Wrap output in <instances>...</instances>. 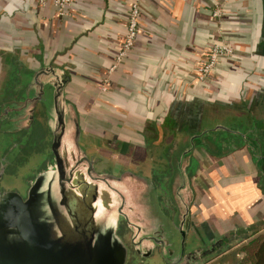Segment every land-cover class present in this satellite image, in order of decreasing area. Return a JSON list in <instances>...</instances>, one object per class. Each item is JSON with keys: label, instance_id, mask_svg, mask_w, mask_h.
<instances>
[{"label": "crops", "instance_id": "crops-1", "mask_svg": "<svg viewBox=\"0 0 264 264\" xmlns=\"http://www.w3.org/2000/svg\"><path fill=\"white\" fill-rule=\"evenodd\" d=\"M132 1L72 0L70 14L61 17L52 0L45 6L0 0V91L20 69L65 70V95L77 109L83 147L90 155V144L99 145L127 162L150 158L149 140L151 159L163 163L172 141L218 125L232 128L235 137L218 138L219 153L207 148L192 160L193 221L206 233H262L264 0H230L221 20L212 16L216 0H143L136 47L110 72ZM221 38L236 47V57L223 59L206 83L195 82L193 68ZM3 92L0 104L7 100ZM246 136L255 144H246Z\"/></svg>", "mask_w": 264, "mask_h": 264}, {"label": "water", "instance_id": "water-1", "mask_svg": "<svg viewBox=\"0 0 264 264\" xmlns=\"http://www.w3.org/2000/svg\"><path fill=\"white\" fill-rule=\"evenodd\" d=\"M30 81L41 96L50 88L49 96L39 99L52 134L53 162L30 182L26 196L0 192V264H129L131 249L119 233L121 222L138 238L158 225L176 226L185 237L193 196L189 186L184 185L179 204L181 223L177 217L168 223L151 179L97 169L83 147L77 109L65 95L69 74L43 65L30 73Z\"/></svg>", "mask_w": 264, "mask_h": 264}, {"label": "flooded vegetation", "instance_id": "flooded-vegetation-1", "mask_svg": "<svg viewBox=\"0 0 264 264\" xmlns=\"http://www.w3.org/2000/svg\"><path fill=\"white\" fill-rule=\"evenodd\" d=\"M18 74V78L15 80L10 79L9 82L5 80L3 88L0 91V97L5 93L3 91L7 93L5 95L7 100L0 104V138H7V142H2L3 145L2 147L0 146V151L2 152L0 156L1 193L10 191L2 187V182L4 177H6L5 174L9 167L16 164L14 162L17 159L18 165L22 163L23 155L28 154L26 147L33 133L31 129L35 125L37 114L40 111L44 112V103L41 99L47 98L50 94V88H46L45 93L42 96L39 95L37 86L31 84L30 71L20 69ZM4 88L6 89L4 90ZM37 99L39 101L36 103L35 108H31V102ZM213 133L217 136L213 137ZM227 133H233V137H235L237 132L230 127L218 125L199 132H191L186 141L178 138L177 141H172L168 145L171 152L168 160L163 163L157 162L156 159H151V157L155 156V148H153L151 140L148 143L150 147L147 153L150 158L137 157L131 162L113 156V153L111 154L110 151L102 149L99 145L90 144L88 150L91 157L95 159L97 169L100 172L120 174L123 171H132L151 179L155 191L158 193L160 207H163V209L164 207H168L170 210V219L167 218L168 223L177 217L176 221L180 224L178 214L179 204L185 199L183 194L184 185H190V168L193 158L196 154L202 153L201 151L207 150V148H212L213 152L219 153L217 149L220 145L217 144V140H219L220 136H230ZM215 138L217 139L214 140ZM243 138L246 144L250 146L255 144L254 140L248 136ZM227 141L229 146L233 145V140L229 139ZM160 149L162 150V148ZM46 162L47 167L51 160ZM1 170H4V172L1 173ZM26 189L25 191H16L24 195L27 192ZM194 202L195 195L193 194L190 201L185 237L181 235L180 229L176 226L158 225L157 229L151 234L138 238L128 228L126 222H121L119 233L127 241L131 249V256L133 254L136 258L141 257L148 261L157 259V264H200L208 257L218 253V250L224 247L234 234L230 232L220 234L211 231L206 233L202 226L198 229L196 222L193 221L192 207ZM185 223L186 221L184 222V226ZM189 238L197 240L196 243H193L195 244L194 247L190 249L187 248ZM157 241L158 243H156ZM195 252L200 254L196 255L194 254Z\"/></svg>", "mask_w": 264, "mask_h": 264}, {"label": "rangeland", "instance_id": "rangeland-1", "mask_svg": "<svg viewBox=\"0 0 264 264\" xmlns=\"http://www.w3.org/2000/svg\"><path fill=\"white\" fill-rule=\"evenodd\" d=\"M236 67H244L246 68V64L242 63L240 61H236ZM92 106V105H91ZM89 111H91L89 109ZM44 112L46 116V108L44 106ZM44 112L40 111L37 114V118L35 120V125L31 129L33 131L31 138L29 139V143L27 146V152L28 154H24L22 163L18 164V159L15 161L14 165L9 167L7 170L4 180L2 182V187L7 188L8 190L16 191H25L27 187V191L30 187V182L35 178V176L42 171L41 169L46 168V161L51 160V164L53 162V154L50 150L51 147V142H52V134L50 132V129L48 127L46 118L44 116ZM7 142V138H0V146L2 147L3 143ZM1 149V148H0ZM2 152L0 151V156ZM49 158V159H48ZM2 189V188H1ZM18 192V191H17ZM27 193V192H26ZM156 194V199L158 202V206L160 210L162 211V214L164 217H167L170 219L169 213L170 210L167 207H160V202L158 199V193L155 192ZM26 196V194H24ZM23 195V196H24ZM167 206V205H166ZM264 232V229L262 233ZM197 240L190 239L188 240V249L193 248ZM205 243V242H204ZM239 245L234 246L233 248L227 250L226 252L223 253H218V255L208 257L206 261H203V263L200 264H237L235 262V258H239L241 255L236 256L237 250H238ZM236 256V257H235ZM158 260L157 259H152L151 261H148L146 259H143L141 257L136 258L131 256L129 264H157Z\"/></svg>", "mask_w": 264, "mask_h": 264}, {"label": "built area", "instance_id": "built-area-1", "mask_svg": "<svg viewBox=\"0 0 264 264\" xmlns=\"http://www.w3.org/2000/svg\"><path fill=\"white\" fill-rule=\"evenodd\" d=\"M54 6L57 8V13L59 16H68L69 7L72 0H52ZM143 0H133L130 6V13L128 17V23L126 27V35L124 41L119 47L112 66L110 67V72H113L119 67L128 57H130L135 49L136 38L139 33L141 20L144 17V12L142 9ZM47 0H40L42 6L46 5ZM230 4V0H216L212 8V16L218 20H221L226 15L227 7ZM237 54V49L235 46L229 44L224 38L216 39L207 46L205 50V57L200 62L198 66L193 68L195 70V76L193 80L197 83H206L210 76L216 71L219 63L223 59L235 58ZM109 80L106 79L102 84L101 89L103 91L107 90V84Z\"/></svg>", "mask_w": 264, "mask_h": 264}, {"label": "trees", "instance_id": "trees-1", "mask_svg": "<svg viewBox=\"0 0 264 264\" xmlns=\"http://www.w3.org/2000/svg\"><path fill=\"white\" fill-rule=\"evenodd\" d=\"M261 175L264 177V172ZM236 245H239L236 256L241 255L239 258H235L237 264H264V232L257 233L248 229L245 233L234 234L226 245L218 250V253L226 252ZM218 253L212 256L218 255Z\"/></svg>", "mask_w": 264, "mask_h": 264}]
</instances>
